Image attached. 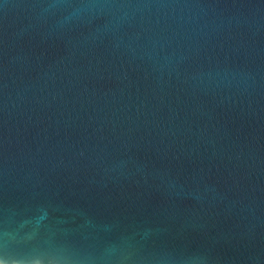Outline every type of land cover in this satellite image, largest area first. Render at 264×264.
<instances>
[{
	"label": "water",
	"instance_id": "95a60500",
	"mask_svg": "<svg viewBox=\"0 0 264 264\" xmlns=\"http://www.w3.org/2000/svg\"><path fill=\"white\" fill-rule=\"evenodd\" d=\"M0 264H264V0H0Z\"/></svg>",
	"mask_w": 264,
	"mask_h": 264
}]
</instances>
